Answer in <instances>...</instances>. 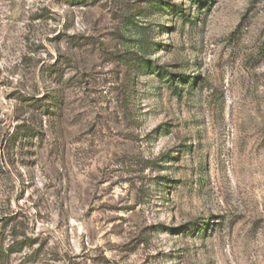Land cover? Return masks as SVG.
Here are the masks:
<instances>
[{"label": "rangeland", "instance_id": "rangeland-1", "mask_svg": "<svg viewBox=\"0 0 264 264\" xmlns=\"http://www.w3.org/2000/svg\"><path fill=\"white\" fill-rule=\"evenodd\" d=\"M0 264H264V0H0Z\"/></svg>", "mask_w": 264, "mask_h": 264}]
</instances>
